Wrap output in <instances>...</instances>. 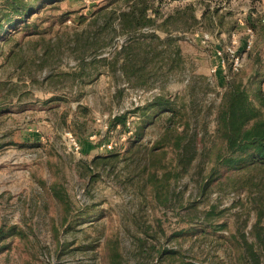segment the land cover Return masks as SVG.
Here are the masks:
<instances>
[{"label":"rangeland","instance_id":"rangeland-1","mask_svg":"<svg viewBox=\"0 0 264 264\" xmlns=\"http://www.w3.org/2000/svg\"><path fill=\"white\" fill-rule=\"evenodd\" d=\"M107 3L59 2V10L68 16L62 24L55 23L54 30L65 26L86 36L102 30L101 20L92 17ZM156 7L160 16L154 25L128 35L144 43L139 49L143 61L139 59L135 66L138 73L129 78L110 61L112 52L128 40V36L116 35V25L88 39L100 49L82 80L77 79L80 71L69 53L68 37L54 45L53 33L46 35L45 42L20 34L15 43L21 47L10 59L5 57L13 45L0 52V106H10L0 110V229L6 232L0 238V248L4 247L0 264H106L111 250L119 254L121 264H223L229 255L220 236L248 232L254 221L249 200L256 192L252 188L250 194L242 175L222 170V177L205 195H200V187L220 150L214 138V114L226 82L238 78L247 83L254 73L264 80V27L259 23L264 19V0L165 1ZM81 17L85 18L82 22ZM167 17V32L157 31ZM250 24L254 25V44L244 52ZM204 34L207 43L202 42ZM233 35L242 57L238 73H232L229 61L215 53L228 46ZM44 44L53 45L48 58L52 68L37 71L36 58ZM100 58L105 60L95 61ZM253 88L250 84L252 102L264 112V82L262 96L255 95ZM158 96L175 104L178 130L188 124L189 136L190 131L197 134L194 160L180 178H171L167 189L170 209L157 202L149 184L126 168L122 157L112 166L90 164L95 157L109 154L99 150L107 136L97 119L126 116L131 127L137 120L134 110ZM163 127V119L148 126L144 144L149 147ZM111 131L108 138L117 144L114 152L122 156L129 137L121 140L120 127ZM68 134L77 140L78 153L70 147ZM93 135L96 138L90 140ZM174 157L167 150L163 163L173 174ZM255 176V180L262 177L261 173ZM212 204L226 210L217 221L225 227L217 234L172 237L189 228L183 221L189 217L195 222L192 227L202 229L204 206ZM157 224L162 225L164 235ZM147 226L153 227L149 234L159 233L158 241L146 238V245L141 246L138 239H144L142 229ZM12 227L18 233L8 235ZM151 244L174 250V257L158 259Z\"/></svg>","mask_w":264,"mask_h":264},{"label":"trees","instance_id":"trees-1","mask_svg":"<svg viewBox=\"0 0 264 264\" xmlns=\"http://www.w3.org/2000/svg\"><path fill=\"white\" fill-rule=\"evenodd\" d=\"M61 1L63 0H0V52L8 45H13L6 54V60L14 55L16 48L21 47L19 42L15 43L18 35L21 34L24 37L35 35L45 42L48 41L45 39L46 35L53 33L57 42H54V45L61 44L63 36L70 39L69 53L73 54L80 71L77 79L82 80L86 67L94 62V55L100 49L95 42H90L88 39L96 37L99 31L112 29L115 25L117 26L114 30L116 35L127 37L141 28L154 25L155 17L160 16L159 9L156 7L158 3L191 0H108V6L98 9L92 17L95 21L101 20L102 30L87 36L65 26L57 31L54 30L53 25L55 23L62 24L68 16L66 12L59 10L58 3ZM84 19L81 17L80 22ZM167 19L168 17L162 21L157 27V31L167 32ZM261 25L264 27V24L261 23ZM250 28L254 31V25L250 24ZM129 37L124 44L112 52L110 58L111 64L117 66L126 78L138 73V68L135 66L138 61L143 59H140L139 52V49L143 47V40ZM114 38L115 35L112 36L109 43H105L103 46L110 44ZM41 49L40 55H37L36 58L37 71L50 70L52 67L48 63V58L53 53V45L44 44ZM89 57L93 58L87 60ZM100 59H95V61L103 62L105 60ZM28 74L33 79L31 72L28 71ZM62 77L66 79L67 75H62ZM263 82L264 80L258 73L252 74L247 83H243L238 78L230 79L226 82L215 107L214 138L219 142L220 150L215 155L204 180L201 182L200 195H205L209 187L222 177V170L237 176L242 175L243 184L248 187L250 194L252 188L256 192L249 200V208L253 211L254 221L248 232L240 230L237 234H230L228 237L220 236L229 255L228 261L223 264H264V192L261 193L264 185L261 184L264 179V112L253 104L249 93V85L253 84L255 95L262 96L261 85ZM8 109H10L9 104L0 106V110ZM83 112L85 113V110ZM134 113L137 120L131 123L132 135L129 136L128 146L122 156L112 152L105 156L95 157L90 164L112 166L113 162L122 157L121 160L125 167L129 168L135 176H142L145 183L149 184L157 202L166 209H170L169 195H166L167 189L170 187L171 178H180L194 160V136L197 134L190 131L192 135L189 136L188 124L184 126L185 128L178 130L179 116L176 106L173 101L163 96L153 98L143 106L137 107ZM161 119H163L164 126L162 134L148 147L142 140L146 129ZM126 120V116L115 117L111 121V128L115 129L119 126L120 129H124ZM167 150L172 151L175 156L174 164L172 163L170 166L175 169L174 174L163 164ZM88 167L92 169V166L88 165ZM259 173L262 177L255 180L257 179L255 175ZM191 206L194 207L190 204L188 207ZM225 211V209H218L216 204L204 206L202 229L192 227L195 222L192 217H189L188 220H183L188 223L189 228L182 229L178 234H172V237L197 233H203L204 237L207 234H217L218 230L225 227V223L217 222L219 218L223 217ZM161 226V224H157V229L161 235H164ZM152 229V226L142 229L144 239H138L141 246L146 245V238L158 241L159 233L157 231H153L152 234L148 233ZM7 233L15 235L18 232L15 227H12L7 230ZM5 234L6 232L0 229V238H4ZM150 247L156 251L157 258L160 260L169 261L175 255L174 250L167 247L156 248L154 244H151ZM106 264H121L119 254L115 250H111ZM182 264L188 263L182 262Z\"/></svg>","mask_w":264,"mask_h":264},{"label":"built area","instance_id":"built-area-1","mask_svg":"<svg viewBox=\"0 0 264 264\" xmlns=\"http://www.w3.org/2000/svg\"><path fill=\"white\" fill-rule=\"evenodd\" d=\"M261 23L264 24V19L261 20ZM253 41H254V34H253V30L248 27L246 28V37L243 41V51L244 52H249L252 49L253 46ZM203 43H207L208 42V36L207 34L203 35ZM236 44H237V39L235 38V36H232V41L231 43L226 46L224 49H216L215 53L217 56L219 57H224L226 58L227 61H229V70L232 73H238L240 68H241V63H242V57L239 55L238 51L236 50ZM224 61H222L223 64ZM212 72H215V70L213 69ZM116 116L114 114L112 115H106L103 116L100 119H97V123H100L103 125V133L107 136V140H105V142H103L100 146H99V150L103 151V152H114L117 148V144L114 142V140L112 138H108V136L112 135V131L111 129V121L115 118ZM119 127V126H117ZM116 127V128H117ZM132 135V130L130 127V122H126L125 127L123 129V136L121 137V140H124L125 138L129 137ZM68 142L70 147L72 148V150L75 153H78L80 150V146L77 142V140L71 135L68 134ZM96 138V135H93L90 137V140Z\"/></svg>","mask_w":264,"mask_h":264}]
</instances>
